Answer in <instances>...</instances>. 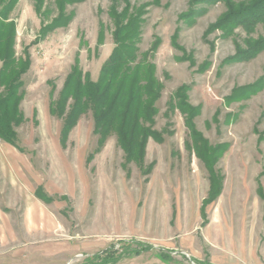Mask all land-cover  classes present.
I'll list each match as a JSON object with an SVG mask.
<instances>
[{
	"label": "rangeland",
	"instance_id": "374dc122",
	"mask_svg": "<svg viewBox=\"0 0 264 264\" xmlns=\"http://www.w3.org/2000/svg\"><path fill=\"white\" fill-rule=\"evenodd\" d=\"M126 4L142 11L139 47L156 46L163 85L144 172L115 136L98 148L92 114L63 145V120L50 113L77 57L98 80L115 48L110 10ZM225 12L198 0H84L67 6V26L43 34L57 0H43L42 15L19 1L16 53L31 68L18 141L0 139V264L108 254L109 264H264V50L249 48L264 27L222 30ZM179 93L197 110L193 128Z\"/></svg>",
	"mask_w": 264,
	"mask_h": 264
},
{
	"label": "trees",
	"instance_id": "16d2710c",
	"mask_svg": "<svg viewBox=\"0 0 264 264\" xmlns=\"http://www.w3.org/2000/svg\"><path fill=\"white\" fill-rule=\"evenodd\" d=\"M20 0H0V139L16 145L19 128L25 121L21 104L25 97L24 75L31 68L30 55L18 58L16 53L17 24L12 13ZM35 1V11L41 14L43 0ZM84 0H57L59 16L41 32L55 30L69 24L72 15L66 14L68 5ZM199 3L215 5L224 3L226 12L218 22L222 30L241 28L252 32L257 26L264 27V0H198ZM204 11V10H201ZM115 27L113 33L115 48L101 68L97 81L80 66L76 58L58 98L50 104L51 115L63 120L61 143L66 145L71 132L83 116L92 114L94 133L98 136V148L115 136L123 150L127 164L135 163L144 170L147 146L150 140H159L154 130L159 113L157 102L162 97L163 85L157 77L154 63L150 61L156 46L142 53V11L126 4L121 12L113 7L109 13ZM104 26L99 36L102 44ZM254 51L264 50V37L249 44ZM178 108L188 117L187 125L193 128L192 118L196 109L188 104L185 95L177 94ZM125 249V248H123ZM147 248H142L146 251ZM120 250H112L118 253ZM132 253L135 251L127 250ZM123 255V250L117 260ZM111 255L106 258L95 255L82 264H109ZM112 262L116 258H112ZM111 263V262H110Z\"/></svg>",
	"mask_w": 264,
	"mask_h": 264
}]
</instances>
